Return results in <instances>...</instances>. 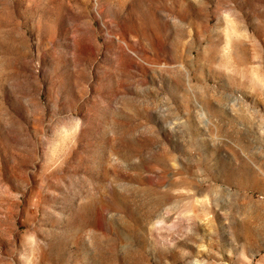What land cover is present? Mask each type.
I'll return each instance as SVG.
<instances>
[{
  "label": "rangeland",
  "instance_id": "374dc122",
  "mask_svg": "<svg viewBox=\"0 0 264 264\" xmlns=\"http://www.w3.org/2000/svg\"><path fill=\"white\" fill-rule=\"evenodd\" d=\"M0 264H264V0H0Z\"/></svg>",
  "mask_w": 264,
  "mask_h": 264
}]
</instances>
